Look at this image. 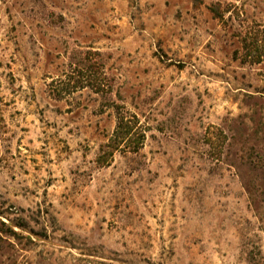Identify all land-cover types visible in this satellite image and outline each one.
Returning <instances> with one entry per match:
<instances>
[{
	"label": "rangeland",
	"instance_id": "374dc122",
	"mask_svg": "<svg viewBox=\"0 0 264 264\" xmlns=\"http://www.w3.org/2000/svg\"><path fill=\"white\" fill-rule=\"evenodd\" d=\"M0 264H264V0H0Z\"/></svg>",
	"mask_w": 264,
	"mask_h": 264
},
{
	"label": "trees",
	"instance_id": "16d2710c",
	"mask_svg": "<svg viewBox=\"0 0 264 264\" xmlns=\"http://www.w3.org/2000/svg\"><path fill=\"white\" fill-rule=\"evenodd\" d=\"M90 54L93 53L87 52V56L83 57L82 59H79L75 63L76 67L73 73H77L78 78L73 82V84L70 85L68 82L62 79L58 81L60 84H62L61 89H59V96H62L66 93L68 86L70 87V89H68L69 91H75L79 87L85 88L91 86L97 93L107 92L106 90L109 88V80L107 79L104 74V71L102 70L104 65L103 58H101L102 56L100 53L95 52L94 54L99 57V61L98 63H92L91 58L89 56ZM94 68L96 69V71L91 70ZM95 73H99V75L96 76ZM116 108L118 115L117 130L106 146L108 150L104 151V149H102L101 153L97 157V161L101 165L109 164V162L114 156L115 150L120 148L123 142L126 141V143H128L133 137L141 136V131L138 128L135 129V125L137 124L136 116L129 114L128 111H124L123 107H120L119 105H116ZM134 148H139V146H136Z\"/></svg>",
	"mask_w": 264,
	"mask_h": 264
}]
</instances>
